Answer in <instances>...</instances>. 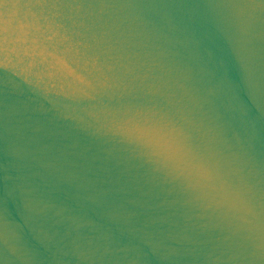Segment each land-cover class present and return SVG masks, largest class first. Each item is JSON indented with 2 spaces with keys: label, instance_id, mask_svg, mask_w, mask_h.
I'll return each mask as SVG.
<instances>
[{
  "label": "water",
  "instance_id": "95a60500",
  "mask_svg": "<svg viewBox=\"0 0 264 264\" xmlns=\"http://www.w3.org/2000/svg\"><path fill=\"white\" fill-rule=\"evenodd\" d=\"M0 264H264V0H0Z\"/></svg>",
  "mask_w": 264,
  "mask_h": 264
}]
</instances>
